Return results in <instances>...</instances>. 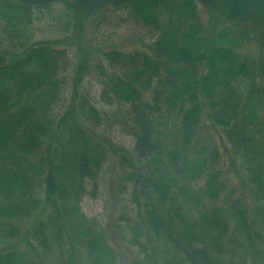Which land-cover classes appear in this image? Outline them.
Listing matches in <instances>:
<instances>
[{
    "label": "trees",
    "instance_id": "1",
    "mask_svg": "<svg viewBox=\"0 0 264 264\" xmlns=\"http://www.w3.org/2000/svg\"><path fill=\"white\" fill-rule=\"evenodd\" d=\"M56 1L0 0V264H37L25 246L74 264L79 245L92 264H118L120 236L135 264H219L223 253L264 264V54L243 53L231 26L213 35L194 0H114L154 36L102 52V110L70 40L27 36L34 11ZM220 1L227 24L264 20V0ZM109 114L130 150L99 130ZM217 133L242 168L236 199ZM110 162L131 204L104 223L80 202Z\"/></svg>",
    "mask_w": 264,
    "mask_h": 264
},
{
    "label": "rangeland",
    "instance_id": "2",
    "mask_svg": "<svg viewBox=\"0 0 264 264\" xmlns=\"http://www.w3.org/2000/svg\"><path fill=\"white\" fill-rule=\"evenodd\" d=\"M194 1L198 7H201L204 23L213 35H216L219 31H223L222 29L226 26H231L232 33L230 36H238L239 34L244 36L241 51L255 59L261 58L264 54V20L255 21L252 24L246 25V27L242 26L243 29H241L238 26L239 24L236 27L233 24H227L226 17L215 11L217 7H221L220 0ZM113 3L114 0H59L53 2L52 9L35 10L33 23L27 29V36L30 37L31 42L59 39L70 40L74 48L70 51L74 63L78 65L87 63L92 69V75H90L89 79H86L84 90L102 110H108V108L101 98L102 87L99 81L100 77H98L99 74L94 72L97 69L98 63H104L102 52L110 49V47L119 46L132 49L136 47L142 48L146 44H149L154 36L149 28L131 19L127 10L114 9ZM82 8L86 13L96 10H102L103 13H101L102 15H97L94 21H85ZM238 30H241V33ZM3 34L7 38L4 32ZM224 43H228V40H225ZM99 130L106 137L112 139L115 144L129 150L133 147V138L121 119H117L109 114L106 116V120ZM217 137L223 154L227 157L226 170L233 179L231 185L235 188L236 194L233 199H236V197H241L245 192L242 181V168L236 159L235 161H230L229 154L226 153L225 148H223L224 146H222L223 138L218 133ZM228 147L229 145H227ZM116 171L114 163L110 162L107 164L101 174L98 188L93 190L90 187L89 191L81 199V210L88 218H95L104 223L113 222L120 217L124 205L131 204L130 198L119 195L114 188ZM247 198L249 199L250 197ZM118 239L120 243L117 246L119 250L118 264H135L134 254L137 253V248H131L129 242L121 238V236ZM221 246H224V242H222ZM24 248L29 257L30 255H35L37 264H61L57 253L43 257L38 254L36 255V252L28 246ZM210 250L213 256L218 257V254L214 252L216 251L214 247H210ZM124 259L125 261H123ZM240 260V257L239 259H234L223 253L219 264H241L239 263ZM72 262L74 264H92L83 245L77 246ZM156 263L161 264L162 262ZM247 263L254 264L251 259Z\"/></svg>",
    "mask_w": 264,
    "mask_h": 264
}]
</instances>
